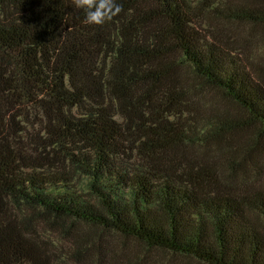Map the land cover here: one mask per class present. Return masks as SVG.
I'll use <instances>...</instances> for the list:
<instances>
[{"label": "trees", "instance_id": "obj_1", "mask_svg": "<svg viewBox=\"0 0 264 264\" xmlns=\"http://www.w3.org/2000/svg\"><path fill=\"white\" fill-rule=\"evenodd\" d=\"M261 6L0 0V264H49L34 224L51 219L205 264H264V190L240 158L255 144L229 140L264 132V84L200 25L264 20ZM204 90L237 115L185 118Z\"/></svg>", "mask_w": 264, "mask_h": 264}, {"label": "rangeland", "instance_id": "obj_2", "mask_svg": "<svg viewBox=\"0 0 264 264\" xmlns=\"http://www.w3.org/2000/svg\"><path fill=\"white\" fill-rule=\"evenodd\" d=\"M210 4L220 5L224 0H208ZM242 2L250 6L258 4L264 9V0H227ZM204 34L213 31L221 41L228 37L233 42V54L243 62L249 71L261 79L264 84V20H223L211 13H207L200 23ZM192 100L198 101L197 109L185 113L184 117L200 119L209 115L212 109H224L237 115L236 106L221 98L212 90H204L194 94ZM195 109V110H193ZM253 132V134H252ZM229 140L236 147L249 145L250 152L240 158L246 165V174L257 172L254 180L249 179L256 188L264 190V132L257 129H243L229 134ZM198 145V146H195ZM188 154H195L201 150V144L183 147ZM212 151L211 153H213ZM213 157H215L212 154ZM221 155L219 154V160ZM218 175V171H216ZM223 176L227 177L224 173ZM250 176V175H249ZM239 181L240 177L235 176ZM250 178V177H248ZM77 183L86 191L87 180L84 176H77ZM230 184H237L232 180ZM34 218V217H33ZM54 220V219H53ZM37 221L36 239L43 249L46 263L49 264H205L193 257L181 255L158 247H150L144 243L127 237L112 230L103 229L90 224L65 219L64 226L57 221Z\"/></svg>", "mask_w": 264, "mask_h": 264}]
</instances>
